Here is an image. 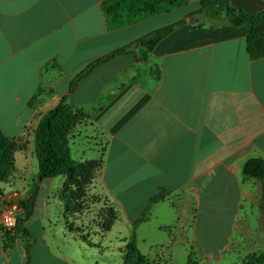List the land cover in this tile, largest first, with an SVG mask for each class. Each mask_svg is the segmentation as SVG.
Instances as JSON below:
<instances>
[{
  "label": "crops",
  "instance_id": "0c3cea01",
  "mask_svg": "<svg viewBox=\"0 0 264 264\" xmlns=\"http://www.w3.org/2000/svg\"><path fill=\"white\" fill-rule=\"evenodd\" d=\"M104 1L0 0V132L26 145L9 182L0 183V210L14 189L26 202L37 185L23 224L33 239L20 236L6 248L0 229V264H101L85 258L112 244L120 218L126 230L113 238L122 260L112 264H123L125 241L161 191L168 197L135 228L151 264H223L264 253V183L243 173L249 159L264 161V58L250 60L247 28L212 27L194 15L204 0H189L110 30ZM210 1L217 10L264 11V0ZM180 23L147 62L134 53L116 57L71 91L95 61L140 49V39ZM63 101L80 115L68 136L71 155L101 163L94 189L117 213L105 234L101 219L88 228V217L66 211V178L38 182L34 133ZM86 141L99 142L97 151Z\"/></svg>",
  "mask_w": 264,
  "mask_h": 264
},
{
  "label": "trees",
  "instance_id": "16d2710c",
  "mask_svg": "<svg viewBox=\"0 0 264 264\" xmlns=\"http://www.w3.org/2000/svg\"><path fill=\"white\" fill-rule=\"evenodd\" d=\"M188 3L189 0H106L102 3V11L109 29L119 30L170 13L175 9L186 6ZM194 15L209 21L212 27L220 25L246 27L249 34L247 52L250 60L257 61L264 58V11L248 14L231 6L223 10H217L210 0H204L201 3V8ZM181 24L159 29L140 39L138 42L140 49H119L95 61L73 80L70 87L71 91L75 90L81 81L98 66L116 57L134 53L139 61L147 62L150 53L157 44ZM152 74L156 75V72L152 70ZM79 121L80 115L65 105L63 101L42 116L34 133V152L38 162V182L45 179L66 178L67 183L62 200L66 211L72 214L76 213V209H81V204H76L75 198L82 194V186L90 179L95 178L94 173L101 164L98 161L82 163L73 159L68 136ZM25 150L26 145L22 143V139H10L0 132V183L9 182L15 172V154ZM243 173L249 179L264 183V161L254 158L249 159L244 165ZM75 188L77 190L74 191ZM36 197L37 185L31 197L22 204L24 213L19 218L17 234L15 236L5 234L4 244L6 248H12L20 236L33 239L32 235L23 229V224L33 215ZM167 197L168 193L166 191H161L156 195L145 210L144 217L134 225L130 239L125 241L123 264H151L137 247L135 228L146 220L145 218L150 214L155 204L164 201ZM115 220L107 230L111 229ZM239 264H264V253L247 258Z\"/></svg>",
  "mask_w": 264,
  "mask_h": 264
},
{
  "label": "rangeland",
  "instance_id": "374dc122",
  "mask_svg": "<svg viewBox=\"0 0 264 264\" xmlns=\"http://www.w3.org/2000/svg\"><path fill=\"white\" fill-rule=\"evenodd\" d=\"M97 139L99 140V138H97ZM88 142L89 141L84 142V147H87V148H90L92 150L97 151L96 144H99V142L90 141V144H88ZM78 150L79 149H76L75 152H77ZM76 158H78V157H75V161L78 160ZM95 180H96V178H92L87 183H85L84 186H82V188H81L82 194L75 198V203L76 204L80 203L81 209H78V210L76 209L75 210L76 213H74V214L80 213L81 215L88 217L89 218L88 228L90 225H93L94 223H96V219H98V220L101 219L102 222H101L100 226L98 227V229L100 230L99 233L105 234L106 232L109 231L107 229L109 228L111 223L117 218V213H116V210H114L112 207L109 206L107 200L101 199V197L98 194H96L95 189H94L95 188ZM75 190H77V188H75L74 191ZM201 219L207 221L206 211L200 212V220ZM224 229H225V227H223V226L219 227V234H222L224 232ZM125 230H126V227L124 225V221H123V219L121 220V218H120L114 234H111L112 237H110V239H108V241H110V240L112 241V244L103 243L102 248L104 251L99 250L98 256H95V257H91L90 255H87L86 256L87 258H85V260L88 262H92V263L95 260H97L101 264L102 263L103 264H112V263H115L116 260H119L121 262V260H122L121 255H120L121 251L116 249V247L118 246V244H117L118 242H116L115 241L116 239H114L113 237L116 236V233L118 235L124 234L123 232H125ZM201 235H203L202 234V228H201ZM200 244L202 245L204 243L201 242ZM216 245H217L216 250H218L221 246L224 245V243L221 241H217ZM108 250H110V251H108ZM100 253L104 255L103 258L100 256L101 255ZM194 260L198 261L199 259L195 258ZM235 261H236L235 259H231V260L225 261L223 264H239V262H241V261H236L237 263H235ZM199 264H202V263H199Z\"/></svg>",
  "mask_w": 264,
  "mask_h": 264
},
{
  "label": "built area",
  "instance_id": "2783aa9c",
  "mask_svg": "<svg viewBox=\"0 0 264 264\" xmlns=\"http://www.w3.org/2000/svg\"><path fill=\"white\" fill-rule=\"evenodd\" d=\"M25 202L20 190L14 189L8 201L0 210V229L9 236H15L18 230L19 218L23 215L22 204Z\"/></svg>",
  "mask_w": 264,
  "mask_h": 264
}]
</instances>
